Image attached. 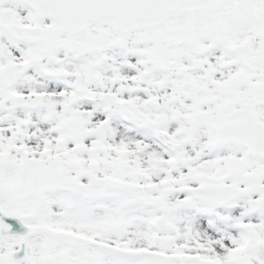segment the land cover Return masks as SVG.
<instances>
[{"label":"snow or ice","instance_id":"obj_1","mask_svg":"<svg viewBox=\"0 0 264 264\" xmlns=\"http://www.w3.org/2000/svg\"><path fill=\"white\" fill-rule=\"evenodd\" d=\"M0 264H264V0H0Z\"/></svg>","mask_w":264,"mask_h":264}]
</instances>
